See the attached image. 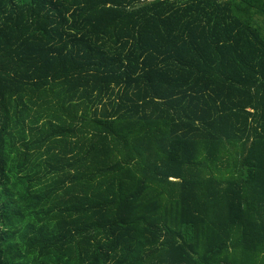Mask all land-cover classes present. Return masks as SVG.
Masks as SVG:
<instances>
[{
  "label": "trees",
  "instance_id": "16d2710c",
  "mask_svg": "<svg viewBox=\"0 0 264 264\" xmlns=\"http://www.w3.org/2000/svg\"><path fill=\"white\" fill-rule=\"evenodd\" d=\"M0 264H264V0H0Z\"/></svg>",
  "mask_w": 264,
  "mask_h": 264
}]
</instances>
